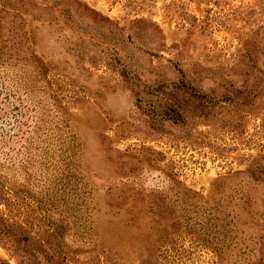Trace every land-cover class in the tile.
I'll list each match as a JSON object with an SVG mask.
<instances>
[{"label":"rangeland","instance_id":"1","mask_svg":"<svg viewBox=\"0 0 264 264\" xmlns=\"http://www.w3.org/2000/svg\"><path fill=\"white\" fill-rule=\"evenodd\" d=\"M0 264H264V0H0Z\"/></svg>","mask_w":264,"mask_h":264}]
</instances>
